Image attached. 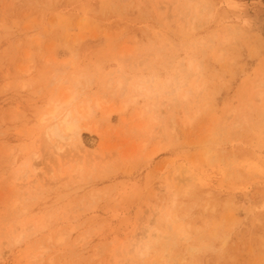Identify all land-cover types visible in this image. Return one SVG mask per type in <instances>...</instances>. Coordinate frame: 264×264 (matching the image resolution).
<instances>
[{
	"label": "rangeland",
	"instance_id": "1",
	"mask_svg": "<svg viewBox=\"0 0 264 264\" xmlns=\"http://www.w3.org/2000/svg\"><path fill=\"white\" fill-rule=\"evenodd\" d=\"M0 264H264V0H0Z\"/></svg>",
	"mask_w": 264,
	"mask_h": 264
},
{
	"label": "bare ground",
	"instance_id": "2",
	"mask_svg": "<svg viewBox=\"0 0 264 264\" xmlns=\"http://www.w3.org/2000/svg\"><path fill=\"white\" fill-rule=\"evenodd\" d=\"M225 41V40H224ZM192 66H193V61L192 60H190V62H189V65H187V67H186V65L184 64V65H181V67H180V69L182 70V71H189L191 68H192ZM190 72V71H189ZM190 74V73H189ZM81 77H82V75H80ZM187 76V75H186ZM80 77V78H81ZM122 79H124V76L123 77H121ZM74 79V78H73ZM74 80H77L76 78L74 79ZM127 81V80H126ZM125 81V82H126ZM169 81H171L170 79H169ZM78 82V81H77ZM125 82H124V84H125ZM167 83H168V81H167ZM121 87L123 86L122 84H120V83H118ZM119 85H117V86H119ZM126 85V84H125ZM138 85H139V83H138ZM138 85L137 86H135V89L138 87ZM187 85V84H186ZM112 86V85H111ZM120 88V87H119ZM124 87H122V89H123ZM126 89V88H125ZM131 89H132V87H131ZM138 89H139V87H138ZM145 89V88H144ZM194 89V88H193ZM199 89V88H198ZM137 90V89H136ZM192 90V89H191ZM196 90V89H195ZM124 91V90H123ZM143 90H140V94H141V92H142ZM187 92V91H186ZM193 93V92H192ZM138 94H139V91H138ZM189 95H191V93H190V90L188 91V95L186 94L185 95V98L187 99V96H189ZM138 96V95H137ZM139 96H141V95H139ZM72 97V96H71ZM73 98H75V97H73ZM73 98H71V99H67V100H65L64 102H61L60 103V106H61V108L64 106H66L67 108L68 107H70V105H72V100H73ZM58 101H59V99H58ZM57 101V102H58ZM63 101V100H62ZM57 102H55V104L57 103ZM81 104H82V102H81ZM88 104H90V102L88 103ZM87 104V105H88ZM92 104V103H91ZM95 104V103H94ZM57 105V104H56ZM73 106V105H72ZM99 104L97 103L96 104V106H95V108H99ZM163 106V105H162ZM57 107H58V105H57ZM66 107H65V112L63 113V114H60V115H58V110H60V109H56L55 111H52L50 114H49V116L51 117H49L51 120V122H50V124L49 125H47V131H46V134H45V137L48 139V140H51V139H55V140H57V145H58V142L61 144V143H63V145H66V144H68V142L69 141H72L73 139H76V140H81V136H82V127L80 126V119H83L84 117H85V114L84 113H89L88 111L90 110V106L88 107V111L87 112H83V111H81V109H79L78 107L76 108V106L74 107L73 106V108L71 107V109L70 108H68V109H66ZM94 107V106H93ZM170 108V107H169ZM53 109H54V107H53ZM83 109V108H82ZM93 110V109H92ZM64 111V110H63ZM91 111V110H90ZM48 113V112H47ZM92 113V112H91ZM46 115V114H45ZM45 115H44V117H45ZM41 120H42V118H41ZM45 119H43L42 121H44ZM43 123H46L45 121L43 122ZM84 130V129H83ZM86 130V129H85ZM88 130H89V128H88ZM87 130V131H88ZM53 141V140H52ZM56 144V143H55ZM56 145V146H57ZM59 147V146H58ZM63 148H60V150H62ZM32 168H34V171H37L38 169L34 166V167H32ZM33 171V170H32ZM34 171H33V173H34ZM186 172H188L187 170H186ZM185 175H187L186 173H184ZM35 175V174H34ZM36 175H37V172H36ZM189 175V174H188ZM174 200H176V199H174ZM174 202V201H173ZM176 203V202H175ZM174 204V203H173ZM177 205V204H176ZM174 207H175V205H174ZM155 213V212H154ZM177 217V216H176ZM175 217V218H176ZM165 219H166V221L168 220L169 222H170V224H169V226H168V228L170 227V230L173 228V223L174 222H176L175 221V219H173L172 218V216H171V214H167V217H165ZM179 219V218H178ZM154 220V219H153ZM177 220V219H176ZM177 222H178V220H177ZM153 223V222H152ZM166 223V222H165ZM181 225V224H180ZM183 226V225H182ZM181 226V227H182ZM177 227V226H176ZM175 227V228H176ZM174 228V229H175ZM180 228V227H179ZM183 228V227H182ZM181 228V230H183ZM150 229V228H149ZM177 230H178V228H176ZM169 230V229H168ZM169 230V231H170ZM180 230V229H179ZM156 231V230H155ZM177 232V231H176ZM183 232V231H182ZM171 233H172V236L169 238V239H172V241H176V238H177V234L176 233H174V231H172L171 230ZM179 233H181V231L179 232ZM170 234V233H169ZM185 235V234H184ZM170 236V235H169ZM168 238V237H167ZM180 238H181V236H180ZM184 238V237H183ZM189 239H190V236H189ZM180 240V239H179ZM178 244V243H177ZM146 248V247H145ZM148 249H150L149 247L147 248V251H148ZM143 250V249H142ZM146 250V249H145ZM147 251H144V252H147ZM146 254V253H145ZM143 255V254H142Z\"/></svg>",
	"mask_w": 264,
	"mask_h": 264
}]
</instances>
